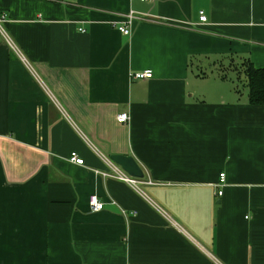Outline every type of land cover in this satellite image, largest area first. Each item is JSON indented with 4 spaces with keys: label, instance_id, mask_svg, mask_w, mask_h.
I'll use <instances>...</instances> for the list:
<instances>
[{
    "label": "crops",
    "instance_id": "obj_1",
    "mask_svg": "<svg viewBox=\"0 0 264 264\" xmlns=\"http://www.w3.org/2000/svg\"><path fill=\"white\" fill-rule=\"evenodd\" d=\"M0 13V264H264V106L235 72L264 68V0ZM113 155L135 158L137 187L97 173L120 167Z\"/></svg>",
    "mask_w": 264,
    "mask_h": 264
},
{
    "label": "built area",
    "instance_id": "obj_2",
    "mask_svg": "<svg viewBox=\"0 0 264 264\" xmlns=\"http://www.w3.org/2000/svg\"><path fill=\"white\" fill-rule=\"evenodd\" d=\"M141 1H147V0H141ZM135 14L133 12H130V14L127 16V19L124 21V24L119 27V30L126 35H130L132 33V23L134 21ZM200 19L202 22H205L207 20V15L205 14L204 10L200 11ZM6 21V14L0 13V34L7 37L6 30L4 28V22ZM132 77L136 80H146V79H151L153 77L152 73L148 72H136L135 74L132 75ZM118 122L121 124L128 123L130 118L128 114H121L117 118ZM70 162L79 165V166H84L85 161L82 159L77 153H72L70 158ZM100 175H102L105 178H113L116 180H120L122 182H125L131 186L137 187L139 183V179H136L134 177H131L129 174H127L122 168L120 167H113L110 168L109 171L107 172H97ZM226 184V174L221 173L220 174V183L219 186L221 187V191L218 192L220 196H222V187L225 186ZM105 204L100 201L98 196H91L90 198V209L92 212H100L104 210Z\"/></svg>",
    "mask_w": 264,
    "mask_h": 264
},
{
    "label": "trees",
    "instance_id": "obj_3",
    "mask_svg": "<svg viewBox=\"0 0 264 264\" xmlns=\"http://www.w3.org/2000/svg\"><path fill=\"white\" fill-rule=\"evenodd\" d=\"M238 75L244 74L245 88L248 89L249 103L253 106H264V68H256L249 60L236 64Z\"/></svg>",
    "mask_w": 264,
    "mask_h": 264
},
{
    "label": "water",
    "instance_id": "obj_4",
    "mask_svg": "<svg viewBox=\"0 0 264 264\" xmlns=\"http://www.w3.org/2000/svg\"><path fill=\"white\" fill-rule=\"evenodd\" d=\"M110 158L131 177H134L136 179H143L145 177L141 166L138 164L134 157L125 155H113Z\"/></svg>",
    "mask_w": 264,
    "mask_h": 264
},
{
    "label": "rangeland",
    "instance_id": "obj_5",
    "mask_svg": "<svg viewBox=\"0 0 264 264\" xmlns=\"http://www.w3.org/2000/svg\"><path fill=\"white\" fill-rule=\"evenodd\" d=\"M235 72H236V71H235ZM236 73H237V72H236ZM234 76L236 77V74H234ZM235 77H234V78H235ZM238 86H240L241 89L245 88V85L243 84V81H241V82L239 83Z\"/></svg>",
    "mask_w": 264,
    "mask_h": 264
}]
</instances>
